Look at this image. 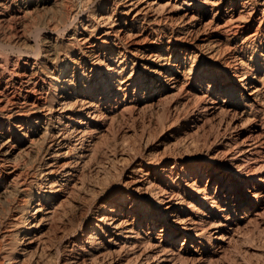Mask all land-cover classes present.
Returning <instances> with one entry per match:
<instances>
[{
    "label": "bare ground",
    "instance_id": "1",
    "mask_svg": "<svg viewBox=\"0 0 264 264\" xmlns=\"http://www.w3.org/2000/svg\"><path fill=\"white\" fill-rule=\"evenodd\" d=\"M257 237L264 0H0V264H264Z\"/></svg>",
    "mask_w": 264,
    "mask_h": 264
},
{
    "label": "rangeland",
    "instance_id": "2",
    "mask_svg": "<svg viewBox=\"0 0 264 264\" xmlns=\"http://www.w3.org/2000/svg\"><path fill=\"white\" fill-rule=\"evenodd\" d=\"M122 124H125V125H126V126H125V125L121 126L122 128H124V127L128 128V126H129V125H127V123H125V122L122 123ZM122 124H121V125H122ZM119 127H120V126H119ZM119 127H118V128L116 127V129H113L112 135H110V138H111V139L114 138V136L116 135V132H115V131H117V129H119ZM126 128H125V129H126ZM120 129H121V128H120ZM114 133H115V134H114ZM111 136H112V137H111ZM257 238H258L260 241H258V240L256 239V241H255V245H256V246L254 245V248H255V250H257V249L260 250L262 247H264V245H262V244H264V241H263V240H264V237H261L262 239H260V237H257ZM259 242H260V243H259ZM257 243H258V244H257ZM259 245H260V246H259ZM257 246H258V247H257ZM261 246H262V247H261ZM252 247H253V246H252ZM259 247H260V248H259ZM254 248H253V249H254ZM263 249H264V248H263Z\"/></svg>",
    "mask_w": 264,
    "mask_h": 264
}]
</instances>
